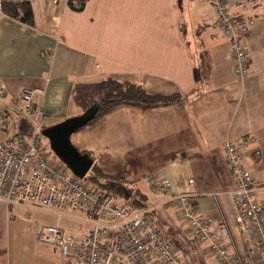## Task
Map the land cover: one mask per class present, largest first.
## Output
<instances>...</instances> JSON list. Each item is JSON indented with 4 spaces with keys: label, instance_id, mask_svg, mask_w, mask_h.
Wrapping results in <instances>:
<instances>
[{
    "label": "crops",
    "instance_id": "obj_1",
    "mask_svg": "<svg viewBox=\"0 0 264 264\" xmlns=\"http://www.w3.org/2000/svg\"><path fill=\"white\" fill-rule=\"evenodd\" d=\"M223 1L236 12L242 0ZM29 2L32 25L0 10V109L11 120L7 127L0 122V138L27 127L21 122L27 120L20 100L24 88L36 91L42 126H49L43 122L47 116L84 111L107 79L134 81L162 96L178 94L165 104L111 103L71 141L106 173L146 195L144 208L192 264L217 263L207 242L193 240L172 201L178 194H189L191 205L213 224L224 221L228 249L248 256L229 195L234 179L224 146L249 137L241 164L250 171L254 197L264 202V0L243 39L248 73L242 80L234 77L227 39L205 23L214 18L207 0H88L81 10L67 0ZM147 174L168 178L167 194L149 187ZM31 210L0 204V264H74L38 244L33 228L19 233L28 224L15 219Z\"/></svg>",
    "mask_w": 264,
    "mask_h": 264
},
{
    "label": "built area",
    "instance_id": "obj_2",
    "mask_svg": "<svg viewBox=\"0 0 264 264\" xmlns=\"http://www.w3.org/2000/svg\"><path fill=\"white\" fill-rule=\"evenodd\" d=\"M207 1L214 18H207L205 23L227 39L234 77L242 80L248 73L243 39L254 23V12L261 0L237 2L236 12L223 0ZM35 93L24 88L20 94L21 109L28 121L26 132L0 138V204L46 209L86 224V231L77 234L57 225H42L35 236L38 244L53 248L61 258L76 264H186L173 241L161 232L151 209L135 210L115 195L100 194L85 177L79 178L62 162L48 159L41 143L43 111L41 106H34ZM3 94L0 89V97ZM0 122L5 127L11 123L2 109ZM248 143L249 137H244L228 140L224 146L225 162L234 179L229 195L249 248L248 256L233 254L228 249L230 232L224 221L213 224L210 217L191 205L189 194L172 197L193 240L207 242L217 264H264V202L254 197L250 171L241 164ZM145 180L162 194H167L171 186L168 178L157 179L152 174H147ZM188 183L193 184V178Z\"/></svg>",
    "mask_w": 264,
    "mask_h": 264
},
{
    "label": "trees",
    "instance_id": "obj_3",
    "mask_svg": "<svg viewBox=\"0 0 264 264\" xmlns=\"http://www.w3.org/2000/svg\"><path fill=\"white\" fill-rule=\"evenodd\" d=\"M68 5L74 10L83 9L88 0H67ZM2 10L11 17L18 18L21 22L32 25L33 13L29 0H2ZM103 99L102 106L95 118L89 124L93 123L107 105L115 102L124 103H142V104H165L173 102L179 98L178 94L162 96L146 91L140 83L130 80H104L96 88V99ZM22 123L28 121L23 119ZM45 126L40 127V131ZM27 127L19 133H25ZM83 152V151H81ZM90 155V154H89ZM92 158V156H90ZM59 160V159H58ZM59 163H61L59 161ZM85 181L93 186L100 194H111L127 202L131 208L137 210L146 207V195L136 186L129 184L121 178L106 173L99 164L93 163L92 167L85 176Z\"/></svg>",
    "mask_w": 264,
    "mask_h": 264
},
{
    "label": "water",
    "instance_id": "obj_4",
    "mask_svg": "<svg viewBox=\"0 0 264 264\" xmlns=\"http://www.w3.org/2000/svg\"><path fill=\"white\" fill-rule=\"evenodd\" d=\"M102 103L103 99H96L81 114L45 126L40 131L48 140L54 155L79 178L86 176L93 165V159L87 152H81L73 145L71 135L95 118Z\"/></svg>",
    "mask_w": 264,
    "mask_h": 264
},
{
    "label": "rangeland",
    "instance_id": "obj_5",
    "mask_svg": "<svg viewBox=\"0 0 264 264\" xmlns=\"http://www.w3.org/2000/svg\"><path fill=\"white\" fill-rule=\"evenodd\" d=\"M74 111L75 110L72 109L70 112V114H72V115L65 116L64 118H60V119L48 118V116H47L44 118L43 122H44V124L50 126V125H53L55 123H58L64 119H66L68 117L76 116V114H74V113H80L81 114L83 112L82 110H80V108H77V110H76L77 112H74ZM48 123H50V124H48ZM41 141H42L41 143H42L44 153L47 155L48 159H50V161H52L54 163H59L60 160H58V158L54 155V153L49 148L48 140L45 137L41 136ZM33 212L35 214H33ZM11 217H14V216L11 215ZM14 219H15V217H14ZM15 221H17V224H20V223H27L28 224V226H22V228L24 230H26V233H23L21 231L20 226H19V233H22V235H26L27 232H29L33 228V230L35 232V236H36V232L40 226H42V225H56V224H58L62 229H65L66 231H68L70 233H74V234L84 233L86 231V224L79 225L80 230L77 231V229H78L77 222L70 219L69 216H62L61 219H58V217L56 215H54L51 211H48L46 209H40V208H34L33 210H31L29 212H25L24 214L18 215V219L17 220L15 219ZM68 226H70V227H68ZM179 255L181 257H183L186 264H187V262L189 263L190 260H188L186 256H184L182 253ZM72 261L74 264H76V262L74 260H72ZM190 263L192 264L191 261H190Z\"/></svg>",
    "mask_w": 264,
    "mask_h": 264
}]
</instances>
